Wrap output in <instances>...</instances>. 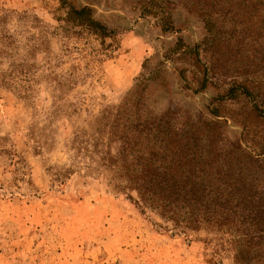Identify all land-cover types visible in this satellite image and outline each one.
Wrapping results in <instances>:
<instances>
[{
	"label": "rangeland",
	"instance_id": "obj_1",
	"mask_svg": "<svg viewBox=\"0 0 264 264\" xmlns=\"http://www.w3.org/2000/svg\"><path fill=\"white\" fill-rule=\"evenodd\" d=\"M70 4L92 7L110 36L69 25ZM239 84L252 96L230 98ZM136 102L216 122L212 150L238 153L224 224L164 231L84 176L74 128ZM0 264H264V0H0Z\"/></svg>",
	"mask_w": 264,
	"mask_h": 264
},
{
	"label": "trees",
	"instance_id": "obj_2",
	"mask_svg": "<svg viewBox=\"0 0 264 264\" xmlns=\"http://www.w3.org/2000/svg\"><path fill=\"white\" fill-rule=\"evenodd\" d=\"M63 19L103 39L110 36L88 5H68ZM239 92L253 94L247 85L239 84L231 87L228 95L233 98ZM172 113L143 115L138 102L136 107L129 103L109 106L86 127L74 128L72 142L74 152L87 158L84 176H102L116 193L131 198L142 213L158 216L163 222H155L159 228L188 235L186 230L198 229L201 221L224 224L235 207L230 200L240 181L231 183L228 173L230 153L235 150L228 149L223 156L213 151L222 141L212 129L216 122H197L189 116L184 122L173 121ZM226 141L237 151L243 148L238 141ZM215 161L220 164L215 166ZM213 168L217 170L212 172ZM74 172L56 171L54 180L62 184Z\"/></svg>",
	"mask_w": 264,
	"mask_h": 264
}]
</instances>
